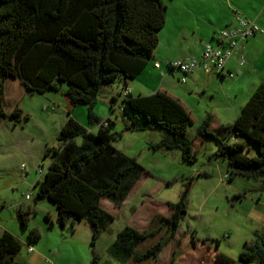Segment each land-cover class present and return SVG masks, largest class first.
<instances>
[{
  "label": "trees",
  "instance_id": "obj_1",
  "mask_svg": "<svg viewBox=\"0 0 264 264\" xmlns=\"http://www.w3.org/2000/svg\"><path fill=\"white\" fill-rule=\"evenodd\" d=\"M166 21L163 0H0V120L8 118L17 124L29 118L18 107L10 114L5 111L6 80L14 76L34 93L59 90L69 83L67 94L72 105H88L90 121L100 124L95 133L70 117L58 136L62 145L47 148L52 160L44 179L35 184L37 199L46 198L56 205L62 227L82 220L91 225L93 244L115 220L101 206V199L121 205L146 170L136 157L115 146L114 122L108 118L105 126L94 107L105 84L123 77L136 78L148 67ZM122 110L132 130H164L152 147L180 150L184 161H197V150L188 136L193 118L179 99L162 90L148 95L129 92L123 96ZM212 120L207 114L197 136L204 142L214 138L219 143L216 156L227 161L229 180H261L263 191L264 81L235 121L223 126L226 133L213 134ZM250 144L256 148L253 155L247 153ZM185 195L170 203L176 210L167 218L170 236L180 225ZM26 214L22 213L25 225ZM153 233L126 226L110 245L109 254L121 264L132 258L140 262L156 259L165 238L144 252L138 250ZM30 237L38 239L40 235L33 230ZM21 249L22 242L5 231L0 236V264H14ZM251 263L264 264L260 235L245 244L236 264Z\"/></svg>",
  "mask_w": 264,
  "mask_h": 264
},
{
  "label": "rangeland",
  "instance_id": "obj_2",
  "mask_svg": "<svg viewBox=\"0 0 264 264\" xmlns=\"http://www.w3.org/2000/svg\"><path fill=\"white\" fill-rule=\"evenodd\" d=\"M165 1L173 13L179 0ZM261 36L264 39V35ZM259 44L264 48V41ZM256 68L264 75V54ZM213 77L215 80L209 81L208 88L196 86L191 92L186 91L185 83H180V91L188 98L187 107L193 118L188 130L198 153L193 164L184 161L180 150L152 147L151 144L156 143L152 141L160 139L158 134H162L163 129H131V122L124 117L120 106L125 88L120 78L102 87L95 114L104 122L111 113L114 122L111 131L117 133L115 146L136 157L146 170L126 202L116 205L114 212L105 208L115 220L95 244L87 221L62 227L58 223L56 205L46 198L38 200L35 184L44 179L52 160L51 155L46 154L47 148L62 145L58 136L70 117L95 133L99 129L93 128L95 123L90 121L88 105H72L64 90L69 88V83L63 84L64 89L47 90L49 93H29L21 104L29 118L17 124L11 122V126L0 125V236L9 231L22 242L14 264H121L110 256L108 249L126 226L154 231L140 246V252L162 238H169L156 259L140 262L132 258L126 264H236L245 244L260 234L257 229L264 221L261 209L264 197L259 203V185L255 180L241 177L229 180L227 161L216 156L219 143L210 138L198 145L197 130L207 114L232 121L233 114L226 106L232 104L231 99L237 104L239 99L245 98L241 91L236 98L235 91L241 88L239 81L250 95L252 86L238 79V75L223 81L216 75ZM110 92L116 94L117 100H113ZM56 96L64 101L54 99ZM211 132L218 135L219 129L213 127ZM250 145L247 153L253 155L256 148ZM245 190L246 194L239 196ZM185 192L180 225L175 235L170 236L169 225L161 222L162 216L169 213L163 214L164 204L178 202ZM141 208H144L143 217L137 219L136 213ZM22 213H28L26 225ZM33 230L39 233L38 239H31Z\"/></svg>",
  "mask_w": 264,
  "mask_h": 264
},
{
  "label": "crops",
  "instance_id": "obj_3",
  "mask_svg": "<svg viewBox=\"0 0 264 264\" xmlns=\"http://www.w3.org/2000/svg\"><path fill=\"white\" fill-rule=\"evenodd\" d=\"M163 1L167 5V21L165 23V26L159 33V42L154 49L148 67L136 78H121L124 87L127 88L130 93L134 95H148L156 92L157 90L166 91L177 99H179L188 109V98L185 97L186 95H184L182 91H180V83H185V86L187 85L186 91L189 92L190 90L192 91L196 86H199L204 89L208 88L209 81L213 82L215 80L213 75H216L217 78L220 79V81H223L226 78H234L236 75H238V79H242V81H245L246 83L252 86L251 92L253 93L256 87L264 81V75H261L260 71L256 68V63L260 59L261 55L264 54V48L260 47L259 44L260 41H264L263 36H261V34H258L249 38L248 40L243 41L238 46L236 55L226 63L225 69L222 73H216L214 71L206 72L205 70H203V68L199 67L189 76H187L186 82H182V74L169 64L170 62H174L176 60L183 59L191 55L201 57L204 51L205 43L210 42L212 44H216L219 40L220 30L227 27L235 26L237 24L238 15L248 17L251 20H255L262 28H264V0H179V4L173 13L170 12V4L165 0ZM239 53H244L246 55L247 61H245L243 65H240L239 63ZM156 62H160V67H156ZM229 72L233 73V75L228 74ZM240 82L241 81H239V86H241V88L237 87L238 90L235 91L236 98H239V91H241L242 95L245 94V98L239 99L237 104L235 103L234 99H231L230 102H232V104L226 106L227 110H231L234 121L237 115L239 114L240 109L249 100L250 97L248 96H251V93H249L248 91L246 92V90L242 88ZM64 87L66 86L62 85L61 89H64ZM125 88L122 91L121 95V108L123 105V96ZM64 90L66 91L67 88ZM28 94L29 93L27 92L26 86L19 77H8L5 84L4 98V108L7 114L12 113L17 107L22 109L21 104L26 99ZM109 95L114 98L113 100H117L115 99L117 98L115 93L110 92ZM53 98L58 99L59 102L64 101V98H60L58 96ZM67 104L68 105L66 106L69 107V103ZM188 111L190 112L189 109ZM110 115L111 113H108L107 119H111ZM233 120L227 121L221 116L217 119L216 117H213L210 126V131H212L213 127H215L219 129L218 135H223L224 133H226V131L223 129V126L231 124ZM11 122L14 123L8 118H3L0 120V125L11 126ZM93 128L99 129V124L96 123ZM87 129L93 132V129ZM158 135V138L161 139V134ZM160 139H158V141ZM78 141H80V138H78ZM197 143L198 145L204 143L201 136H198ZM142 176L138 181L142 180ZM255 181H257L259 185V203H261L264 197V190H260L262 181ZM126 199L124 202H126ZM170 203L174 202H167V204H164L166 206V209L164 213H161H169L167 215L162 216V224L167 223V218L171 217L176 211L174 207L170 206ZM105 205H108L110 207H104ZM101 206L104 209L109 208L113 212L117 209L116 204L106 197H103L101 199ZM261 209L264 210L263 205L261 206ZM143 211L144 208H141L137 211V219L139 217H143ZM261 222L262 224L260 225L259 223L257 231L260 233L259 235L264 239V221ZM90 228L92 234L91 225ZM145 231H151V229H145L142 232ZM166 239L169 240V238ZM254 239L255 237L252 239V241ZM145 241H143L139 245L138 250Z\"/></svg>",
  "mask_w": 264,
  "mask_h": 264
},
{
  "label": "built area",
  "instance_id": "obj_4",
  "mask_svg": "<svg viewBox=\"0 0 264 264\" xmlns=\"http://www.w3.org/2000/svg\"><path fill=\"white\" fill-rule=\"evenodd\" d=\"M258 34L264 35V28H262L255 20H251L245 16H237V24L232 27H227L219 32V40L216 44L206 42L204 51L201 57L188 56L183 59L170 62L169 64L181 74V81L186 82L187 76L193 73L197 68L201 67L206 72L214 71L222 73L225 69L226 63L235 55L238 46L245 40L256 36ZM239 63L243 65L246 61L245 54L239 53ZM156 67H160V62L155 63ZM228 74L233 75L229 72ZM130 91L125 88L124 95ZM107 126V122H103ZM100 126V124H99ZM32 192L27 194L30 197ZM33 248H30L32 251Z\"/></svg>",
  "mask_w": 264,
  "mask_h": 264
},
{
  "label": "water",
  "instance_id": "obj_5",
  "mask_svg": "<svg viewBox=\"0 0 264 264\" xmlns=\"http://www.w3.org/2000/svg\"><path fill=\"white\" fill-rule=\"evenodd\" d=\"M28 93H34L33 89L27 88ZM182 214V213H181Z\"/></svg>",
  "mask_w": 264,
  "mask_h": 264
}]
</instances>
